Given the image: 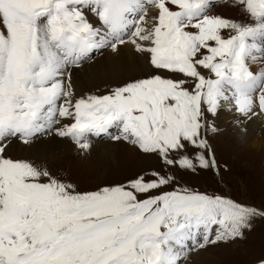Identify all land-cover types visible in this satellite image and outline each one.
I'll use <instances>...</instances> for the list:
<instances>
[{
	"label": "rangeland",
	"instance_id": "1",
	"mask_svg": "<svg viewBox=\"0 0 264 264\" xmlns=\"http://www.w3.org/2000/svg\"><path fill=\"white\" fill-rule=\"evenodd\" d=\"M170 1L169 6H164L163 2L159 5L158 0L153 3L158 9L163 5L161 9H164L165 18L160 19L161 32H158L159 35L163 34V42L150 58L147 72L123 75L114 79L115 82L91 88L75 99L72 108L75 111L78 106L80 111L95 103L91 105V112L83 108L85 114L81 110V113L72 114V118L76 119L79 115L107 118L117 111L121 112L113 99V96L121 95L118 98L122 108L138 103L133 109L139 112L135 115H144L148 123L146 136L155 137L158 142L142 143L143 134L137 135L141 130L133 119L129 134L115 131L116 138L110 136L98 139L111 144L115 142L112 156L96 155L91 147L94 140L82 141L83 144L66 156L43 164L1 152L0 162L15 164L23 179L22 185L11 182L10 188H0V217L7 223L13 221L4 238L15 233V229L29 230L33 238L29 242L30 247H34L36 241L42 245L39 248L41 250H62V254L70 260H62L61 264L143 262L147 254L151 255L152 250L159 251L161 245L155 243L152 249L145 250L143 244L148 237L142 235L144 231L141 232V229L153 230L157 225L162 239H169V233L189 223L192 213L208 201L209 195H216L219 200L230 204L220 202L224 211L220 210L216 216L202 211L200 217L207 225L222 221L223 226L221 230H215L219 232L218 236L202 243L199 246L201 251L193 254L194 257L191 256V261L186 264H264V155L254 148L244 150L243 146L237 147V142L232 141L234 130L225 128L219 121L232 108H227L226 113L215 112L214 116L211 107H206L201 100L205 92L203 82L216 72L212 61L218 59L217 71H220L229 59L236 65L239 55L243 54L245 48H250L249 38L253 33L234 38L238 29L242 28L244 32L249 24L244 21L248 17L240 8V15L236 18L220 15L218 7L227 2L236 5L231 0H223L206 22L210 23L211 18L218 17L226 23L225 30L218 24L220 28L216 33H219L208 36L199 46L193 36L209 28L203 30L201 23H189V27L201 28L203 31L187 32L180 27L189 19L186 7L198 0ZM102 2L109 4L110 0ZM73 3L80 4L81 0H0V92H12L13 102L14 93H18L19 88L24 91L21 100L31 99L36 84L33 80L28 84L25 69L32 75L38 73L39 65H35L37 62L34 64L31 58L34 59L38 52H46L47 45L51 43L49 25L46 21L42 23L39 15L49 11L45 17L49 21L52 16L56 27L67 31L69 28L64 25L67 22L71 28L78 29L82 26L80 22L83 18L80 22L76 19L84 14L81 4L75 6ZM208 3L209 6L200 13L202 17L214 7ZM86 14L91 19L92 14L87 11ZM167 19L169 22H166ZM254 35L256 41L262 42L261 35ZM79 36L83 37V34ZM254 44L257 43L254 41ZM258 47L261 49L254 46L263 54L264 46ZM241 50L240 54L228 57V52L237 53ZM101 51L92 58L97 54L103 56L104 52ZM5 53L8 60L4 58ZM159 57H163L164 63L158 62ZM7 61L10 65L4 70ZM263 61L260 59L259 63L263 65ZM238 71L236 67L234 72ZM234 72L230 77L234 76ZM43 78L47 80L46 83L50 82L45 75L39 77L38 81ZM151 85L158 89L156 95L151 92ZM160 87L162 90L159 91ZM224 87L232 88L225 84ZM214 92L216 94L218 90ZM250 94L249 97L252 92ZM21 107L15 105L18 110ZM15 115L21 117L20 112ZM127 115L132 117L134 114L128 111ZM238 133L243 136V132ZM241 137L237 138L241 140ZM2 147L6 148L4 143ZM26 183L27 186L41 183L43 187L37 194L30 195ZM9 189L13 191L12 195L6 192ZM31 189L34 191L35 188ZM188 191H194L198 199L190 200L192 194ZM22 200L34 201L39 207L23 208L20 205L26 203ZM44 212L46 215H43ZM20 215L24 221L26 219L24 225ZM87 217L96 224L85 226ZM14 221H17V225ZM41 222L46 225L41 226ZM27 223L32 225H25ZM37 228L39 232L35 235ZM53 236L58 238L54 244L50 240ZM16 246H20V243L17 242ZM183 262L181 260L180 264Z\"/></svg>",
	"mask_w": 264,
	"mask_h": 264
},
{
	"label": "bare ground",
	"instance_id": "2",
	"mask_svg": "<svg viewBox=\"0 0 264 264\" xmlns=\"http://www.w3.org/2000/svg\"><path fill=\"white\" fill-rule=\"evenodd\" d=\"M82 1L89 3L87 5L88 8L86 7L87 10L95 11L100 17L108 19V28L113 32L112 36L114 39L110 41L104 33L105 31L101 30L105 29V27L101 28L94 18L91 20L86 14L80 18H83L82 22H80V19L78 20L84 28L82 33H79V35L83 34V37L71 35V33L66 35L58 29L51 28L52 39L57 42L55 46L59 51L64 49V38L66 36L72 39L85 40V47L79 52L84 57V60L72 65L63 63L57 58L56 54L51 52L50 48L46 52L39 54L38 59L41 62L39 73L41 74L35 78L38 79L45 75L50 82L46 83L47 80L45 78L38 81L41 86L40 93L35 98L32 107L29 108L28 117L17 119L18 125L20 123L29 125L30 131L35 130L36 134L33 137L12 135L0 124V148L3 143L6 147H2V153H8L11 157H25L37 164H43L66 156L78 145L83 144L82 142H76L84 138V136L77 135L78 133L74 131L67 130L71 125L70 107L75 106V99L77 100L82 96L83 92L110 81L115 82L114 79L121 78L123 75L132 76L147 72L150 58L161 45L158 32H161L160 19L165 17L164 9H161L163 5L159 9L156 8L153 5L156 0H151V2L147 0H110L109 4L103 3L102 1L104 0ZM222 1L220 0L214 4V7L207 12L208 17ZM231 1L234 2L233 0ZM162 2L164 6L170 3L167 0ZM148 4L152 7L149 8ZM170 8H172V5ZM239 8L237 4L235 5L231 2L218 7L220 15H232L233 18L240 15L241 11H239ZM165 9L167 11L169 7ZM44 19L47 21L46 17ZM47 22L49 25H53L51 20ZM189 23L195 24L192 19H189L180 27L187 32L198 31L199 28L189 27ZM211 23L214 25L212 28L215 35L219 33V31L216 33V30L220 28L218 24H221L225 30L226 23H223L220 18H211ZM250 32L253 33V36L258 34L255 30ZM89 38L91 40L90 43L87 42ZM254 41L257 43L256 45ZM261 41H252L249 38L250 48L247 46L250 50L245 48L243 54L239 55L237 59L236 67H238L239 73L234 72L235 67L227 73V76L230 77L232 72H234V76L231 79L226 82L224 78H218L217 80L215 78L216 81L214 80L211 88L213 90V101L225 100L228 95V98L233 97L235 99L234 106L223 103L212 108L214 116L215 112L225 111L224 113H226L227 108L233 109L219 120L222 121L225 128L230 127L231 130H234L232 141L237 142V147L242 148L243 146L244 150L254 148L261 155H264V64L259 63L260 59H264V53L261 54L258 49L254 48V46L257 48H259L258 46H264V40L262 39ZM103 46H105V49L101 48ZM98 47L103 49L100 52H104L103 56L99 57L100 55L97 56V54L96 57L92 58L93 51ZM88 50L90 51L88 52ZM241 52L242 50L237 53L230 52L229 57ZM95 58L97 59L95 60ZM89 59L90 62H87ZM228 82L230 85L233 84V86H230ZM214 84L216 89H213L215 88ZM224 84L232 88L224 89ZM216 90L218 92L214 94ZM251 92L252 96L249 97ZM217 117H219V114ZM111 122H118L123 127L128 125L126 121L123 123L115 118ZM103 127H105V124H103ZM120 129L119 126L117 131ZM65 131H67L66 137L63 136ZM239 131L243 132L242 137L239 135ZM75 135H77L76 138L72 140ZM237 137L242 139L239 140ZM96 140L92 141L95 143L91 144V147L97 153L96 155L100 153L103 157L112 156L113 151H115V142L111 144L109 141L101 142L98 139ZM184 235L185 233L178 234V240L184 245H189V242L183 239ZM144 245L148 244L145 243ZM200 251L201 248L188 255L183 264L190 262L191 256L194 257ZM181 257L182 251L180 249L169 247L168 250L151 259L153 264H174Z\"/></svg>",
	"mask_w": 264,
	"mask_h": 264
}]
</instances>
